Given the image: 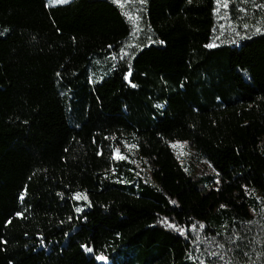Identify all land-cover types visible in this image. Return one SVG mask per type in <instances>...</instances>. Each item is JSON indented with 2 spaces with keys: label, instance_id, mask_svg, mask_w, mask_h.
Instances as JSON below:
<instances>
[{
  "label": "trees",
  "instance_id": "obj_1",
  "mask_svg": "<svg viewBox=\"0 0 264 264\" xmlns=\"http://www.w3.org/2000/svg\"><path fill=\"white\" fill-rule=\"evenodd\" d=\"M45 3L0 0V238L8 241L0 264H106L95 259L101 253L108 264H198L192 224L221 236L260 214L264 35L208 49L214 0H148L146 26L166 43L131 59L133 88L127 65L106 59L107 45L118 51L131 28L117 5ZM245 8L243 23L264 28V12ZM175 140H187L220 183L195 188L171 150ZM124 141L139 145L132 152L151 177L112 159L114 146L129 154ZM78 191L91 206L72 199Z\"/></svg>",
  "mask_w": 264,
  "mask_h": 264
},
{
  "label": "rangeland",
  "instance_id": "obj_2",
  "mask_svg": "<svg viewBox=\"0 0 264 264\" xmlns=\"http://www.w3.org/2000/svg\"><path fill=\"white\" fill-rule=\"evenodd\" d=\"M256 3L264 4V0H256ZM230 5L231 8L229 10H221V15L224 19L214 14L215 23L211 42H231L232 39H237L233 35L234 31H240L242 35L245 31L255 34L254 28L249 27V29L245 30L241 26L243 24L244 15H247L250 10L246 12H235L233 9L245 8V6H248L251 9L253 7L255 10L264 12V8L258 9L254 7L252 3H237L236 0H230ZM118 7L124 15L125 13H131L134 16L136 9L139 8L140 5L138 3H126L123 7ZM230 12L236 17L235 19H228ZM144 17L143 14L140 27L144 29V33L151 34L146 26ZM126 19L130 27H132L135 21L128 18ZM221 24L225 25L223 29L220 28ZM221 31L224 32V35H221ZM144 33H141V38H143ZM217 37H219V39H217ZM126 42L135 43L136 41L133 40L131 36H128L125 43ZM175 141L186 142L183 146H178L176 148L170 147L175 158L182 164L184 171L191 178L193 186L201 189L213 188L214 184H216V180L219 179L217 171L205 160H197L198 158L194 155V148L187 140ZM132 151L133 149L131 150V154H133L131 159L134 163H129V169L139 171V177H142L144 180L146 176L151 177L148 166ZM135 171H132L133 176H137ZM77 206L81 205L75 204L74 208ZM191 237V251L198 264H201V262H204V264H264V198L261 200L260 214L248 221H238L230 233L221 236L206 234L203 229L197 227L195 231H191ZM244 253H247V255H244Z\"/></svg>",
  "mask_w": 264,
  "mask_h": 264
},
{
  "label": "snow or ice",
  "instance_id": "obj_3",
  "mask_svg": "<svg viewBox=\"0 0 264 264\" xmlns=\"http://www.w3.org/2000/svg\"><path fill=\"white\" fill-rule=\"evenodd\" d=\"M72 0H46L45 3V7H55L57 5H67L69 3H71ZM237 3H243V4H248V3H252L254 7L261 9L264 8V4L261 3H256V0H236ZM112 3L115 5H118L120 7H123L124 4L126 3H138L140 5L139 8L136 9L135 15L133 16L131 13H125L126 18L130 19V20H134L135 23L134 25L130 28L129 31V36L132 37L133 40H135L136 42H126L124 44H122V46L119 48L118 51L113 50V45L109 44L107 45V48L110 50L108 53V56L106 57V59L112 60V61H120V62H124L127 65V71L124 73V80L128 82V84L135 88L137 87V85L135 83H133L131 77H132V65H131V59H135V57L137 55H140L143 53L144 49L146 47H151L152 45L155 44H159V45H165L166 41L164 39H154L153 35L148 34V33H144V29L140 27V22L143 20V14L146 11V8L144 7L147 3L148 0H112ZM188 4H192L193 0H187ZM214 4L216 5L213 8V13L220 16L221 19H224V17L221 15V10H229L231 8L230 5V0H214ZM233 11L235 12H246L247 9L246 8H234ZM236 17H234L231 12L229 14L228 19L232 20L235 19ZM150 27V26H149ZM225 27V25L221 24L220 28L223 29ZM243 29L247 30L249 29L250 25L248 23H243L242 24ZM7 32V30H5ZM57 31L59 32L60 29L57 28ZM141 33H144L143 38H141ZM254 33L255 34H261L264 35V28L256 26L254 27ZM221 35H224V32L221 31ZM234 37L237 39H232L231 43L232 44H237L238 40H244V39H251L252 38V33H249L248 31H245L243 33V35L241 34L240 31H234L233 33ZM73 41L76 40V37L72 38ZM217 39H219V37H217ZM206 48L208 49H214L219 47L218 44H216L215 42H210L208 44L205 45ZM99 63V62H97ZM112 69L115 70L117 68V64H112L111 65ZM56 75L59 77L61 75V73L57 72ZM247 79L251 80L252 77L250 75L247 76ZM89 82L91 83L92 80L91 78H89ZM180 87L183 88L184 87V83L182 82L180 84ZM217 99L219 100L220 97H217ZM156 108H161L162 105L157 104L155 105ZM25 124L28 123L27 120L24 121ZM107 138V137H106ZM124 146L126 149L129 150V154H124L123 152H121V149L119 147H113L112 149V159L115 161H127L128 163H134V161L131 159V150L134 148H138L139 145L135 144V145H130L127 143V141H124ZM186 142H181V141H174V142H170V146L173 148H176L178 146H183V144ZM102 150L100 152L97 153V155H102ZM183 154V153H181ZM211 166V165H210ZM129 171H135V169H129ZM113 174L115 175V169L113 168ZM135 174L137 176H140V172L139 171H135ZM107 175V173L105 174ZM219 174H217L218 176ZM117 182L119 183H127V181L123 180V179H118ZM216 183L219 184L220 180L217 179ZM244 188L245 191V195H250V191L248 189L247 185H243L242 186ZM255 189H252L251 192L254 193ZM27 193V188H25L22 193L19 196V200L23 201L25 199ZM72 199L76 200V201H83L85 202V205L87 206H91V201L89 200V196L86 192H74L72 194ZM257 199H259V197H257ZM177 201L175 200H171V204L172 205H176ZM226 205H221V208H226ZM83 206H77L75 207V212L77 213H81L83 212ZM15 217L18 218H23L24 217V212L22 211H17L15 212ZM69 219H71V217H69ZM12 223V219L9 218L8 220H6L5 224L6 225H10ZM63 223V222H61ZM162 224H167L168 227L175 229L179 234L186 236L187 232H186V228L184 227H179L177 224L172 223L168 217H165L163 220H161ZM206 226L205 224L201 223L199 225L200 229H204ZM197 228V225L192 224L191 225V230L195 231ZM25 235H27V233H25ZM67 235V233L65 234ZM39 236V243L40 246L43 247L45 244V238L43 237V234H38ZM8 243V241L6 239L0 238V245H6ZM81 248L86 252V253H93L94 252V248L91 246H88L87 244L82 243L81 244ZM215 254V253H213ZM244 255H247V253H244ZM222 258V257H221ZM95 259L97 261H104L106 262V264H108L109 261V257L103 253L95 255ZM11 264V262H10ZM201 264H204V262H201Z\"/></svg>",
  "mask_w": 264,
  "mask_h": 264
}]
</instances>
